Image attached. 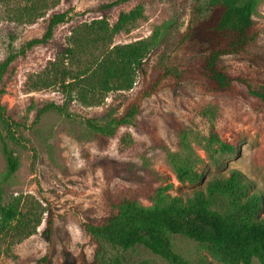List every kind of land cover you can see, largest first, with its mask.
Segmentation results:
<instances>
[{"label":"rangeland","instance_id":"rangeland-1","mask_svg":"<svg viewBox=\"0 0 264 264\" xmlns=\"http://www.w3.org/2000/svg\"><path fill=\"white\" fill-rule=\"evenodd\" d=\"M110 1L0 0V62L39 38L53 14H66L50 40L18 56L3 78L0 105L14 119L12 130L19 139L11 141L0 124V194L1 202L15 205L18 213L7 226L0 224V264H101L111 257L126 264H166L144 248L124 251L83 231L82 220L104 216L110 193L151 208L154 202L145 192L160 189L168 197H191L212 175L235 169L264 197V108L241 85L244 98L206 94L184 81L145 97L131 123L109 138L101 140L88 129V118L104 123L122 114L131 91L109 92L99 105L86 106L74 91L63 89V69L74 73L79 68L62 54L76 27L103 13L111 25L120 13L142 5L143 17L112 42L148 40L147 72L187 64L206 47L196 31L190 33L210 16L208 0H130L102 13L98 7ZM253 19L259 28L255 42L220 61L264 84V0H256ZM139 80L137 75L136 86ZM47 103L64 105L68 116L50 110L35 122L38 108ZM212 131L233 151H222L211 140ZM2 139L18 158L7 181L2 180ZM177 168L190 179H179ZM192 173L202 178L192 179ZM230 203L219 198L214 208L225 212ZM261 208L258 215L264 217V202ZM170 239L173 250L191 263L222 264L193 240ZM251 264L259 263L252 259Z\"/></svg>","mask_w":264,"mask_h":264},{"label":"trees","instance_id":"trees-1","mask_svg":"<svg viewBox=\"0 0 264 264\" xmlns=\"http://www.w3.org/2000/svg\"><path fill=\"white\" fill-rule=\"evenodd\" d=\"M128 1L111 0L98 9L103 13ZM255 8L256 0H208L210 16L196 22L190 33L196 31L203 38L204 51L187 64L164 67L156 72H147L144 68L150 46L148 40L125 44L112 42L115 35L128 32L131 25L143 17V6L139 4L120 13L111 25L103 13L100 19L81 24L71 32L70 44L62 49V54L71 62L74 58L79 68L74 73L63 69L59 79L63 89L74 91L75 99L86 106L99 105L109 92L131 91L124 99L122 114L104 123H97L94 118L85 120L88 129L101 140L113 136L118 127L131 123L145 97L166 88L175 89L184 81H191L206 94L244 98L238 88L241 85L247 95L264 108V84L247 74L233 72L230 64L220 61L223 57L244 52L257 39L259 28L253 19ZM65 20V13L53 14L39 38L29 40L18 52H10L0 62V95L4 93V75L12 71L15 59L31 48L47 43L55 27ZM137 75L140 80L136 86ZM67 77L70 82L64 84ZM50 110L68 116L64 105L47 103L38 108L35 122ZM0 124L7 137L17 142L19 138L12 130L15 121L1 105ZM211 140L219 144L222 151H233L216 131L211 132ZM1 144L5 161L2 180L7 181L18 168V158L3 139ZM177 174L179 179H190L181 168H177ZM191 177L199 179L202 174L192 173ZM145 193L154 202L151 208L137 206L134 197L126 194H108L104 200V216L98 220H82L83 231L124 251L144 248L166 264H202L191 263L176 253L170 239L172 235L201 244L222 264H251L252 259L264 264V217L258 215L264 197L238 170L231 169L226 176L212 175L202 188L198 187L187 198L168 197L160 189ZM219 198L229 200L231 210L215 209L214 204ZM17 213L15 205L1 202L0 194V224L7 226ZM101 264L126 263L120 257H111L102 258Z\"/></svg>","mask_w":264,"mask_h":264}]
</instances>
